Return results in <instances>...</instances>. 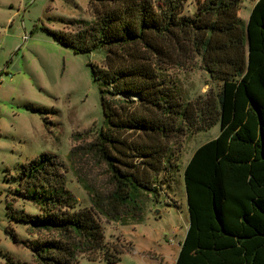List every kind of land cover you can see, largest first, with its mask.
Masks as SVG:
<instances>
[{"label":"trees","instance_id":"16d2710c","mask_svg":"<svg viewBox=\"0 0 264 264\" xmlns=\"http://www.w3.org/2000/svg\"><path fill=\"white\" fill-rule=\"evenodd\" d=\"M89 7L90 21L53 34L76 52L107 49L103 64L91 62L106 123L69 152L90 155L107 182L84 184L91 204L83 205L55 154L28 161L7 213L37 235L35 262L6 254L4 264H79L78 252L122 264L124 246L107 241L100 215L140 220L142 193L158 199L181 170L189 228L176 264H264V0L248 20L240 0H197L192 10L188 0ZM198 58L220 84L187 99L168 70ZM217 124L184 166L183 138Z\"/></svg>","mask_w":264,"mask_h":264},{"label":"rangeland","instance_id":"374dc122","mask_svg":"<svg viewBox=\"0 0 264 264\" xmlns=\"http://www.w3.org/2000/svg\"><path fill=\"white\" fill-rule=\"evenodd\" d=\"M196 1L188 0L189 10ZM256 1L240 0L239 15L248 20ZM92 18L89 0H0V264L6 263V254L14 261L35 262L30 241L37 235L29 232L28 224L9 218L7 213V201L19 186L28 161L43 153L55 154L67 186L83 205L91 204L84 184L103 186L107 182L104 168L90 155H69L73 146L91 141L106 123L91 62L103 64L107 49L76 52L53 34L75 30L79 21ZM168 71L187 99L220 84L212 79L201 58L192 68ZM218 133L219 124L186 135L183 165L199 145ZM182 173L176 174L175 182L165 187L158 199L152 193H142L140 220L100 215L107 241L124 246L122 264H162V258L171 262L174 254L167 253V240L174 228L185 231L188 220ZM30 203L26 209L38 212V206ZM161 233L168 235L167 240ZM77 258L79 264H108L103 259H88L84 252H78Z\"/></svg>","mask_w":264,"mask_h":264},{"label":"crops","instance_id":"0c3cea01","mask_svg":"<svg viewBox=\"0 0 264 264\" xmlns=\"http://www.w3.org/2000/svg\"><path fill=\"white\" fill-rule=\"evenodd\" d=\"M217 136V135H216ZM216 136H214V137H216ZM214 137H212V138H214ZM211 139V138H210ZM208 141V140H207ZM206 142V141H205ZM193 154V153H192ZM192 156V155H191ZM191 156H190V158H191ZM189 158V159H190ZM189 159L184 163V166H185V164L189 161ZM187 210H188V206H187ZM143 220H144V218H143ZM143 220H141V221H143ZM187 224H186V229H185V231H181L179 228H174L173 230H172V237H170L168 240H167V234H165V233H161V235L160 236H163L164 238H165V240H167L168 241V243H169V246H168V248H167V253L168 254H171V253H173L174 255H173V258H172V260H171V262L170 263H168V262H166V260H164L163 258H162V260H161V262H162V264H176V262H177V258H178V255H179V252H180V249H181V246H182V243H183V241H184V239H185V237H186V235H187V232H188V228H189V213H188V220H187V222H186ZM176 245H177V247H176ZM133 247V246H132Z\"/></svg>","mask_w":264,"mask_h":264}]
</instances>
